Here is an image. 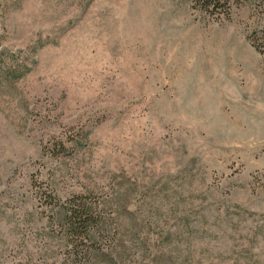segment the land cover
I'll return each mask as SVG.
<instances>
[{"label":"rangeland","instance_id":"rangeland-1","mask_svg":"<svg viewBox=\"0 0 264 264\" xmlns=\"http://www.w3.org/2000/svg\"><path fill=\"white\" fill-rule=\"evenodd\" d=\"M191 3L0 0V264H78L74 197L122 264H264V0Z\"/></svg>","mask_w":264,"mask_h":264},{"label":"trees","instance_id":"trees-1","mask_svg":"<svg viewBox=\"0 0 264 264\" xmlns=\"http://www.w3.org/2000/svg\"><path fill=\"white\" fill-rule=\"evenodd\" d=\"M244 0H192L191 8L209 18H228L234 3ZM59 226L67 242V252L78 264H91L98 253L112 256L110 264L129 262L116 251L119 234L118 219L106 215L97 201L74 197L59 207ZM117 241V243H115ZM129 247L126 249L128 250Z\"/></svg>","mask_w":264,"mask_h":264},{"label":"bare ground","instance_id":"bare-ground-1","mask_svg":"<svg viewBox=\"0 0 264 264\" xmlns=\"http://www.w3.org/2000/svg\"><path fill=\"white\" fill-rule=\"evenodd\" d=\"M188 40H189V39H188ZM190 43H191V42H190ZM190 43H189V44H190ZM201 47H202V46H201Z\"/></svg>","mask_w":264,"mask_h":264}]
</instances>
